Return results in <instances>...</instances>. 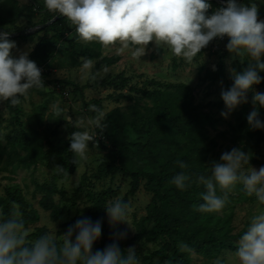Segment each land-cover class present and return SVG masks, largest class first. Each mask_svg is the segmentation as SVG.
<instances>
[{
    "label": "trees",
    "instance_id": "trees-1",
    "mask_svg": "<svg viewBox=\"0 0 264 264\" xmlns=\"http://www.w3.org/2000/svg\"><path fill=\"white\" fill-rule=\"evenodd\" d=\"M211 3V13L222 6L215 0ZM23 14L24 9L19 7L18 0H0V29L5 28L12 33L22 31L20 28L15 31L10 28L17 26ZM42 15L41 20L36 23L30 20L26 28L47 24L56 17L58 19L39 33L22 35L15 39L36 44L30 59L35 60L37 66L44 67L42 62H48L55 57L57 42L69 44V49L67 47L58 49V52L65 53L66 57H71L81 64L86 61H97L91 82L97 78L100 69L110 68L121 60L119 55L103 57L102 45L99 43L83 45L78 40L77 33L75 34V26L64 17L56 16L46 8ZM43 33H53V36L44 37ZM212 43L216 48L223 45H216L215 41ZM51 47L55 49L51 50ZM227 54L225 50L223 57H227ZM225 72L226 66L222 59L215 67V71L207 73L205 80L210 83L209 85H215L224 78ZM260 75L264 76V73ZM44 83L42 88L30 91L46 90L48 85L55 87L60 85L69 89L71 96L78 93L83 95L84 90L89 87L79 88L68 81L51 79L48 71ZM144 83L143 88L136 87L137 84H132L125 73L112 80L94 83V88L114 90L106 99L117 103L122 101L131 103L129 110L115 108L110 111L106 115L107 124H99V127L97 119L103 111V100H94L86 104V107L94 104L96 135L89 144L105 152V156L96 172L83 175L72 200L74 202L84 200L83 218L102 221V235L95 243L93 252L103 250L112 243L115 228L109 225L104 207L109 201L118 198L120 189L112 188L104 193H95L88 190L87 185L91 180L101 181L109 177L114 182L121 176L125 180H130V190L122 201L129 202V199L135 197L142 189L151 196L146 215L136 223L134 238L119 242L122 251L134 242L145 241L155 245L156 247L148 251L147 255L140 256L141 264H193V253L207 260L216 259L226 253H234L239 238L250 223V220L247 221L241 229L237 226L236 208L254 204L256 198L248 196L243 186L238 184L230 193L222 211L201 213L198 206L203 203L202 194L205 189L203 185L195 182V178L199 175H209L212 161H219L222 153L240 147L233 140L231 146L221 150L222 145L218 137H212L210 134L211 130L217 129L220 120L210 112H205L203 106L196 103L189 85L163 83L155 79H149ZM258 86L259 92H264V82ZM126 89L128 94L123 92ZM51 93L67 99L56 91ZM250 96L252 97V93ZM7 103L13 114L11 121L13 131L11 136L6 138V145L0 142V161L5 162V166L0 169V176L14 174L13 166L35 170L41 162H46L52 167L57 159H64L62 169L52 179V185L48 187L45 184L39 189L42 194L40 207L46 212H51L53 221L57 222L65 208L55 200L59 193L56 183L70 178L76 171L72 153L68 151L70 147L68 137L72 132H84V129L76 123L73 112L66 113L61 110L56 113L55 119L48 122L45 118L46 108L40 107L37 114L28 116V120L24 122L23 109L19 105H10V101ZM246 104L241 105L243 109L241 113L245 112ZM251 132L256 136L257 144L264 142V130ZM181 161L187 165L184 169L178 166V162ZM249 164L264 166V160L253 158ZM180 171L193 178L190 187L185 191L177 190L170 183L172 177ZM6 179L15 181L11 176H7ZM14 213L20 215L26 228L41 220L39 210L26 198L18 185L0 183V216L8 218ZM46 233H49L48 229L43 227L26 237L31 242ZM182 244L188 245L193 251L191 253L182 251Z\"/></svg>",
    "mask_w": 264,
    "mask_h": 264
},
{
    "label": "clouds",
    "instance_id": "clouds-1",
    "mask_svg": "<svg viewBox=\"0 0 264 264\" xmlns=\"http://www.w3.org/2000/svg\"><path fill=\"white\" fill-rule=\"evenodd\" d=\"M44 7L56 16L64 17L75 26L78 40L95 42L102 46L117 43L130 49L132 57L139 60L153 42L185 62L193 59L214 39L227 38L226 51L230 59L248 61L241 72L230 69L232 85L221 91L224 110L220 115L228 119L242 104L248 103L252 93V111L247 116L251 130H264L260 109L264 108V92L255 90L264 82V19L258 18L254 0H224L221 7L208 14L211 0H43ZM12 32L0 29V102L10 105L21 103L29 91L44 86L41 69L29 58L30 51L18 52ZM215 71V66H213ZM59 112L58 105H52ZM100 125L98 124L97 127ZM73 163L87 159L92 136L84 131L72 132L68 137ZM3 138L0 137V141ZM251 156L240 148L222 153L219 161L211 162L209 175H199L195 182L203 185L205 192L198 206L201 213H219L226 206L230 193L239 184L248 196H254L264 205V166L251 167L246 172ZM180 169L187 165L178 162ZM61 168V167H58ZM62 169V168H61ZM193 178L183 171L176 173L170 183L185 191ZM130 205L116 199L104 207L109 225L115 228L124 223ZM102 235V221L85 217L69 225L62 242L51 234H44L29 242L26 226L18 213L8 218L0 216V264H140L136 248L121 250L119 242L127 238L126 231L113 233L112 243L103 250L93 252ZM181 250L191 253L188 245ZM234 257V262L232 261ZM214 264H264V210L251 217L249 227L239 238L236 251L217 257Z\"/></svg>",
    "mask_w": 264,
    "mask_h": 264
},
{
    "label": "rangeland",
    "instance_id": "rangeland-1",
    "mask_svg": "<svg viewBox=\"0 0 264 264\" xmlns=\"http://www.w3.org/2000/svg\"><path fill=\"white\" fill-rule=\"evenodd\" d=\"M18 2L19 7L24 9V14L18 21L17 26L10 28L14 31L19 28L23 30L28 29L26 27L30 20H33L35 23L40 21L45 9L43 0H18ZM242 2L248 3V0H242ZM254 2L259 9L258 18L264 19V0H254ZM211 9L212 8L209 9V12ZM42 35L49 38L53 36V33H43ZM11 40L15 41L17 44V49L13 50V55H17L18 52L28 51L29 49H31V55L36 46L35 43L31 44L30 42L21 40ZM81 43L83 45H89L92 42ZM226 44L227 43L216 48L215 46L213 47V43L210 42L192 62H185L182 58L174 56L167 50L157 48L153 42L149 43L146 54L139 60L132 57L130 49H123L118 43L109 47L102 46L103 57L119 55L121 60L110 68L100 69L97 78L91 82L97 61H86L81 64L71 57H66L64 55L65 53L58 52V49H60V47L64 49L67 47L69 49V44L57 42L56 49L55 47L50 48L51 50L55 49V57L48 62H42L46 71L49 72L50 78L71 82L76 84L79 88H85V86L89 87L84 90L83 95H81V93L73 94L69 98L66 97L67 99L48 92L47 90L29 91L27 97L21 100L19 104L24 111V122L28 120V116L37 114L40 107L46 108L45 118L50 122V119H55L57 116L56 113H58L52 110V105L55 104L58 105L59 111L63 110L66 113L73 112L78 126L83 128L84 131L88 132L93 138L96 135L95 121L93 119L94 104H91L89 107H86V104L94 100H103V111L97 119L98 124H107L106 115L115 108H122L125 110L131 109V103L129 101L117 103L106 99L108 95L113 93L114 90L112 88H94L93 84L101 82L102 80H112L118 75L125 73L126 76L131 79L132 84H137L136 87L141 88L144 87V82L149 79H155L163 83H185L189 85L192 88L196 103L202 105L205 112H210L215 118L220 120L217 129L211 130L210 134L212 137H218L222 145L221 150L223 151V148L231 146L234 140L242 150L245 149L243 151L249 153L251 156L250 161L253 158L264 160V142L260 145L257 144V138L251 132L247 123V116L252 111L251 92L247 94L248 103L246 104L244 113H241L243 109L240 105L228 119H224L220 115L221 111L224 110L221 91L222 89H229L233 83L230 69L241 72L248 66V61L246 60L243 62H241L239 58L231 60L229 53L227 57H223ZM222 59L226 66L225 76L215 85H209L210 83L205 80L207 73L213 70V66L216 67ZM175 66H177V68H175ZM254 87L256 91H259L260 88L258 85ZM123 92L128 94V89ZM260 113L261 119H264V108L260 109ZM12 117L13 114L8 108L7 101L0 102V137L3 138L0 142L3 145H6V138L11 136L13 131V126L11 125ZM104 156L105 152L91 147L89 144L87 159L80 161L77 165L75 164L76 171L70 178L59 180L56 183L59 193L55 196V200L65 208L63 215L57 222L53 221L51 212H46L40 207L39 202L42 198V194H40L41 192H39V189L45 184L48 187L52 185V179L55 174L61 170L64 159H57L52 167L48 166L46 162H41L35 170H24L13 166L12 170L14 174H2L0 176V183L4 185H18L26 198L40 212V222L26 228V236L33 234L38 228L45 227L48 229V234L53 235L58 243L62 242L63 234L67 231L69 225L75 223L78 219H82L84 216V200H78L76 202L72 200L75 191L79 187V183L84 174L91 175L97 171ZM4 166L5 162L0 161V169ZM251 167L259 170L262 166L248 164L244 166V170L246 172L251 171ZM7 176L13 177L15 181H9L6 179ZM87 187L88 190L94 191L95 193H104L112 188L113 190L120 189V195L113 200H122L130 190V180H125L121 176H118L115 181L112 182L111 177H109L101 181L91 180ZM150 201L151 196L148 195L144 189L135 197L130 198L128 202L130 208L127 216V222L130 227L127 224L121 223L115 227V232L126 231V239H133L136 235V223L146 215V208ZM262 210H264V205H259L257 200L254 204L237 206V226L241 229L247 221L251 220L252 216L259 214ZM129 247L136 248L137 257L141 264L140 256L142 254L147 255L148 251H152L156 246L141 241L134 242ZM230 253H226L222 256ZM192 258L193 264H214L215 261V259L207 260L196 253L192 254ZM232 261L234 262V257H232Z\"/></svg>",
    "mask_w": 264,
    "mask_h": 264
},
{
    "label": "water",
    "instance_id": "water-1",
    "mask_svg": "<svg viewBox=\"0 0 264 264\" xmlns=\"http://www.w3.org/2000/svg\"><path fill=\"white\" fill-rule=\"evenodd\" d=\"M211 1H213V0H211ZM215 1L221 3L222 5L224 3V0H215ZM57 19H58V17L54 18L51 22H49L47 24L39 25V26H36L33 28H28V29L22 30L20 32L10 34L9 38L10 39H16L22 35H33V34L39 33L41 31H43L44 29H46L47 27L51 26L53 23H55L57 21Z\"/></svg>",
    "mask_w": 264,
    "mask_h": 264
},
{
    "label": "built area",
    "instance_id": "built-area-1",
    "mask_svg": "<svg viewBox=\"0 0 264 264\" xmlns=\"http://www.w3.org/2000/svg\"><path fill=\"white\" fill-rule=\"evenodd\" d=\"M213 41H215L216 43V45H218V44H224V43H226L227 42V38H225L224 40H219V39H214ZM40 69H41V72H42V79L44 80V77H45V75H46V73H47V71H46V69L43 67V66H38ZM46 90L47 91H49V92H51V91H56V92H58L59 94H62L65 98L67 97V98H69V96H70V90L69 89H67V88H63L62 86H60V85H58V86H53V85H48L47 87H46Z\"/></svg>",
    "mask_w": 264,
    "mask_h": 264
},
{
    "label": "crops",
    "instance_id": "crops-1",
    "mask_svg": "<svg viewBox=\"0 0 264 264\" xmlns=\"http://www.w3.org/2000/svg\"><path fill=\"white\" fill-rule=\"evenodd\" d=\"M208 12H209V11H208ZM208 14L210 15V14H211V12H209ZM75 34H76V32H75Z\"/></svg>",
    "mask_w": 264,
    "mask_h": 264
}]
</instances>
